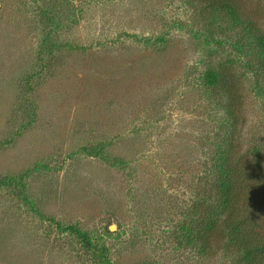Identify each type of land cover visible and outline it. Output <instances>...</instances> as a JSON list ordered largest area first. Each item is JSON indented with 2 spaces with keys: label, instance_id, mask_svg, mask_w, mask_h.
Masks as SVG:
<instances>
[{
  "label": "rangeland",
  "instance_id": "rangeland-1",
  "mask_svg": "<svg viewBox=\"0 0 264 264\" xmlns=\"http://www.w3.org/2000/svg\"><path fill=\"white\" fill-rule=\"evenodd\" d=\"M191 1L0 0V264H237L182 225L227 143L264 167V80Z\"/></svg>",
  "mask_w": 264,
  "mask_h": 264
},
{
  "label": "trees",
  "instance_id": "trees-1",
  "mask_svg": "<svg viewBox=\"0 0 264 264\" xmlns=\"http://www.w3.org/2000/svg\"><path fill=\"white\" fill-rule=\"evenodd\" d=\"M204 1L209 14L225 17L238 26L245 36V46L249 44L259 53L254 56L257 66L251 71L264 80V29L259 23V6L248 7L244 0ZM221 70L220 66L209 68L206 82L216 84ZM226 77L231 78V72H225L222 79ZM226 84L230 89L229 82ZM226 113L230 115L228 110ZM260 152L252 148L251 158H247L249 152L240 155L232 142L227 143L211 164L218 181L212 203L202 206L198 218L193 220L195 224L182 225L186 238L200 241L203 251L214 255L223 246L237 256V264H264V167ZM193 204L204 202L197 200Z\"/></svg>",
  "mask_w": 264,
  "mask_h": 264
},
{
  "label": "water",
  "instance_id": "water-1",
  "mask_svg": "<svg viewBox=\"0 0 264 264\" xmlns=\"http://www.w3.org/2000/svg\"><path fill=\"white\" fill-rule=\"evenodd\" d=\"M109 228H110V229H112V228H113V226H110Z\"/></svg>",
  "mask_w": 264,
  "mask_h": 264
}]
</instances>
